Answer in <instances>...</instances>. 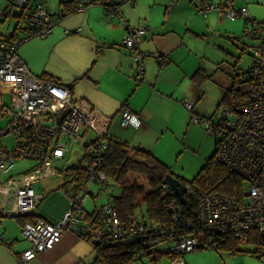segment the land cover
Instances as JSON below:
<instances>
[{
  "label": "built area",
  "instance_id": "built-area-1",
  "mask_svg": "<svg viewBox=\"0 0 264 264\" xmlns=\"http://www.w3.org/2000/svg\"><path fill=\"white\" fill-rule=\"evenodd\" d=\"M116 1V4L103 6L108 17L118 12L120 2L130 0ZM190 1L196 6L197 13L203 16L206 10L212 9L218 11L219 17L230 21L248 18L245 8L233 9L232 0H219L216 5L206 0ZM42 3L43 0H10L9 11L0 10L4 19H17L18 24L25 22L22 37L0 41V119L9 120L7 126L0 130V216L28 219L21 234L30 246L19 255L20 263L29 262L38 253L50 250L66 233L97 241L101 249L138 243L144 250H150L165 245L169 264H184L182 257L200 248L217 251L225 236L240 240L247 233L264 235V54L258 46L247 48L251 65L242 78L244 82L240 81L234 87L237 98L230 104L220 103L210 117L192 116V122L201 123L206 134L217 141L215 161L241 180L240 198L218 191L207 194L195 207V221L185 217L180 208L182 205L174 201L169 204L173 219L170 230H164L154 222L135 221L124 226L118 213L104 205L99 211L106 228L103 232L83 223L87 218L83 205L88 195L80 187L71 196L70 209L55 224L35 217L43 199L36 185L41 179L63 173L68 166L65 156L72 149L81 151L79 164L86 172V178L98 183L104 181L100 155L110 140L105 131H98L94 139L87 141V134L94 133L92 129L98 118L96 112L86 102L72 99L66 88L51 81L33 79L17 55L20 45L33 38L43 39L53 29L54 16L43 9ZM82 10L83 7L78 6L74 12ZM62 13L60 11L59 14ZM122 21L125 35L120 45L132 49V56L138 60L137 47L146 29L130 28L125 20ZM250 26V35L253 36L258 24ZM153 57L161 61L157 54ZM5 95L9 98L5 99ZM183 106L188 111L193 108V104L187 101ZM65 111L68 112L63 115ZM119 125L121 128L138 129L141 121L135 113L124 108ZM8 134L14 138L11 149L1 144V138ZM21 159L36 161L38 165L29 173L13 175V166ZM184 186L186 198L191 194V186ZM162 188L164 194L173 192L166 185L162 184ZM8 202H11V208H8ZM198 230L205 232L206 236L201 238ZM5 244L8 245L9 241L5 240ZM144 255L142 251L136 259ZM258 260L264 261V253L258 255ZM95 264L103 262L96 260Z\"/></svg>",
  "mask_w": 264,
  "mask_h": 264
},
{
  "label": "crops",
  "instance_id": "crops-1",
  "mask_svg": "<svg viewBox=\"0 0 264 264\" xmlns=\"http://www.w3.org/2000/svg\"><path fill=\"white\" fill-rule=\"evenodd\" d=\"M50 1L43 0L42 7L45 3L43 9L55 15L50 37L47 36V44L51 47L55 63L45 67L48 71L40 76L52 78V82L70 92L72 99L86 102L96 112L98 118L92 129L94 133L87 134V141L94 139L98 131H105L112 139L151 153L168 167L173 176L184 180L172 170L166 159L173 150H177V139L183 135L198 133L208 141L205 130L203 132L200 128L201 125L190 123L193 125L191 126L187 123L188 117L190 120V115L201 119L212 115L224 94L232 88L234 75L241 76L247 70L241 68L240 57L233 52L238 49H234L229 42V49L220 45L222 38L228 40L232 36L231 31L222 33L219 30L228 19L219 17L218 11L215 10L219 24L213 34V28L216 26L211 25L213 12L209 13L213 10L208 9L205 16L200 15L190 0H143L142 3L139 1L141 6H137L135 11H132L137 5L135 0L124 1L118 4V12L112 17H108L104 12L103 4L113 5L116 0H78L79 5L83 7L82 12H70L64 17L58 16L57 13L63 10L60 3L69 0H52L58 2L59 5L56 6ZM91 1L95 2L90 3ZM9 2L10 0H0V10L9 11ZM121 18L130 28L146 29L137 47L142 55L139 66L132 57L134 51L120 45L125 35ZM12 20L18 24L17 19ZM12 20L0 19V23L9 26ZM15 33L16 29L10 34H0V41L9 37L15 38ZM60 49L67 53L63 54ZM154 54H157L161 61L154 58ZM20 58L32 73L28 60ZM239 79L241 80V77ZM67 83L71 84L70 87H67ZM210 91L213 93L212 100L208 99ZM185 101L193 104L191 111L184 109ZM124 108L138 116L141 121L138 129L120 127L119 119ZM80 158L82 157L79 148L72 149L65 156L68 166L63 173L41 179L36 185L37 190L40 189L43 194V199L37 207L35 217L55 224L70 209L71 196L77 184L70 182L66 171L80 167ZM67 186L73 187L69 195L63 191ZM91 186L92 184L87 188L91 192H88V197H91L93 209L91 212L87 211L86 199L83 211L87 218L83 223L93 227L90 216L100 211L103 205L110 204V196H118L120 189L118 188L117 195L106 193V202L97 204L95 198L99 196V190L93 193ZM54 187L57 189L50 190ZM110 188L113 189L114 186ZM57 190L67 195L68 200L57 193L51 194ZM139 198L140 207L143 201L141 196ZM49 199L61 202V208L53 218L47 219L40 213V206L42 203H48ZM139 214L134 212L136 222L151 223L142 212ZM8 219H15L17 224ZM27 220L24 217L0 216V264H95L99 250L95 245L96 241L85 240L73 233L64 234L50 250L38 253L33 260L20 263L19 255L30 245L24 238L26 245L19 241L16 230H21ZM98 226L106 232L105 226ZM5 240L9 241L8 245ZM152 251L165 253V245H160ZM163 253L156 259L153 254H145L129 264H169V257ZM248 255L250 254L244 250L234 255L228 251L199 250L185 254L182 260L184 264H231L235 259L243 258L256 264H264V261H256ZM142 260L145 263H140Z\"/></svg>",
  "mask_w": 264,
  "mask_h": 264
},
{
  "label": "trees",
  "instance_id": "trees-1",
  "mask_svg": "<svg viewBox=\"0 0 264 264\" xmlns=\"http://www.w3.org/2000/svg\"><path fill=\"white\" fill-rule=\"evenodd\" d=\"M94 2L95 1H91L90 3ZM60 5L63 7V10H61L63 15L74 12V9L80 6L78 0H69L65 3L61 2ZM0 19L4 18L0 16ZM255 22L254 18L248 17L243 19L244 28L246 29L245 26L249 24L255 25ZM17 27H19V24ZM250 36L255 39L258 37L257 32L255 35ZM15 38L9 37L5 40L12 41ZM242 50H245V48ZM247 70L241 76L239 74L234 75L232 88L224 94L220 103L224 102L226 104H230L235 98H237L238 95L234 92V87L240 82V77L241 79L245 77ZM45 80L50 81L48 79ZM216 150L217 141L214 140L213 155L206 161V164L190 182L178 178L184 185L187 184L191 186V194L186 196L187 203L185 206L180 208L184 216L188 217L192 221H195L196 205L209 193L218 191L230 197H241L239 195V189L242 188L241 180L232 175L228 169L224 168L215 161ZM100 158H102L103 161L100 170L105 174L103 182L98 183L89 181L86 178V172L80 167L66 171L70 176V182L75 185L77 184V186H75L76 188L81 187L82 191L87 195L91 193L87 188V186L91 184L100 185V189L103 188L104 185L118 186L120 194L116 197L110 196L111 202L106 205H109L118 213L121 224L124 226L131 222H135L134 212L139 208L138 198L141 196L143 203L146 205L145 217L148 219V222L159 224L164 230L172 229L173 219L172 213L169 211V204L177 201V204L180 205V202L176 199L173 192H169L167 194H164L163 192L164 189L162 188V180L167 174H171L167 166L157 160L151 153L141 149L132 148L126 142L112 139L111 137L105 152L100 155ZM31 170L32 169L26 173H29ZM139 179L144 180L146 187L145 185L138 184L137 181ZM90 220L93 225L92 228L94 229L99 228L98 225L104 226L101 218L99 217V211L91 215ZM198 235L201 238H204L206 233L198 230ZM230 238L232 237H223L224 240L220 241L216 252L228 251L234 255L240 252L238 249L240 243H250L255 245L256 249L253 251L244 250L245 253L255 256L256 259H258L259 254L264 253L263 234L252 232L247 233L240 240ZM152 250L153 249L144 250L143 245L138 243L120 247L111 246L106 249L99 248L97 261H102L103 264H129L131 261L135 260L136 256H138L142 251H144L146 256L153 254L155 257L154 259L162 256L163 252L158 251V253H153ZM199 250L205 249L200 248L196 251ZM165 253L168 256L166 246Z\"/></svg>",
  "mask_w": 264,
  "mask_h": 264
},
{
  "label": "rangeland",
  "instance_id": "rangeland-1",
  "mask_svg": "<svg viewBox=\"0 0 264 264\" xmlns=\"http://www.w3.org/2000/svg\"><path fill=\"white\" fill-rule=\"evenodd\" d=\"M79 1L86 2L87 0H79ZM96 1H99V0H96ZM135 1L137 5H135L132 11L137 10V6L140 5L139 1H141L142 3L143 0H135ZM224 1L225 0H223V2ZM52 2L54 6L59 5L58 2L56 3L55 1L51 0L50 3ZM212 3L216 5L219 3V0H214ZM232 4H233V9L235 10L245 8L248 11V14H249L248 17L254 18L256 21L255 23L258 24V27L259 26L261 27L257 29V36L259 38L254 39V38H249L250 34L252 33V28L250 24L245 26L246 28H248V30L245 31L244 24H243V18L236 19L235 21L226 20L220 26L219 30L222 33L226 31H231L232 33V36L230 37V39L226 40L222 38L220 45L222 47H225L226 49H229L231 45L233 46L234 49L236 50L238 49L237 51L234 50L233 52L236 56L240 57L239 63H241L240 64L241 68L245 70L246 68L248 69L251 65V57L249 53L247 52L248 47L258 46L262 49V53L264 54V0H233ZM143 6H146V5H143ZM43 8H45V3H44ZM146 8L148 10V7ZM211 12H213L212 17H211V25L216 26L219 24L217 12L213 10V11H210L209 13ZM24 23L25 22L22 21L21 24H19V27H17L18 24L16 25L15 20H12V23H10L9 26H6V25H3V23H0V34H3V35L10 34L16 29L15 34L18 35V36L16 35V37L20 38L23 36ZM217 27L218 26L213 28V34L215 30L217 29ZM48 37H50V35ZM48 37L45 39L33 38L29 40L28 42L24 43L23 45H21L17 50L18 51L17 55L19 57L27 59L28 63L31 64L32 73L30 74L32 78L35 80L48 79L52 81L51 80L52 78L50 77L40 76L43 72L48 71L45 67H49L52 65V63H55V61L53 60V52L51 51V47H49V44H47ZM244 47H245V50H242V48ZM60 52H63L64 54L66 51L63 49H60ZM241 68H238V70H240ZM210 93L211 95L208 99L212 100L213 93L211 91ZM4 98L8 99L9 95H5ZM210 116L212 115L205 116L203 118L210 117ZM191 117L192 115H190V120H189V117L187 119L188 124L193 123L191 121ZM8 123H9V120L7 118L0 119V130H3L7 126ZM199 126L204 132V128L201 123H199ZM181 133H179V135H181ZM204 134L207 135L205 132ZM190 135H183L179 137L176 142V145L178 147L177 150L176 151L173 150V152L168 156V158H166L169 161V165L172 167V170L176 172L177 175L183 177L184 180L187 182H190L197 175V173L201 170V168L206 164V161L210 159V157L214 153L213 152L214 139H212L211 137L207 135L208 137V141H207L203 138V136L201 137L200 134L198 133H194ZM89 137L90 136H88V138ZM1 144L2 146L7 147V149H11L14 144L13 136L11 134L5 135L3 138H1ZM177 151L179 152L177 153ZM177 159H178V162H177ZM37 165H38V162L36 161H32L29 159H21L14 164L11 173L13 175H17V174L23 175L26 172H28L30 169L36 167ZM64 179L67 180V178H64ZM137 182H139V184L144 183V180L142 181L141 179H139ZM118 188H119L118 186H114V188L112 189L110 188L109 185H104L103 188L101 189H100V185H92L90 187L93 193H96L98 190H101V191H98L99 196L95 198V201L97 204L106 202V199H107L106 193L114 194V195L119 194ZM56 189L57 188L54 187V188H51L50 190H56ZM72 189L73 187L68 188L67 186L63 188V191L67 192V194L69 195ZM52 193H57L59 196L63 197L66 201L68 200L67 195L62 194L59 190L53 191L51 192V194ZM86 199H87V202H86L87 211L91 212V210L93 209V204L91 203V197H87ZM7 206L8 208H11V202H8ZM40 207H41L40 213L43 216H45L47 219H50V218H53V215L56 213V211L59 208H61V202L57 203L54 201H50L49 199L48 203H42ZM136 211H137V215H140L139 213L142 212L145 216L146 214L145 203H141L140 207ZM8 220L14 223L17 222L15 219H8ZM16 234L19 236V241H21L22 244L26 245L27 243L23 241L21 230L19 228H17ZM238 249L239 251H243V250L253 251L254 249H256V246L250 243H240L238 246ZM248 256H251L256 261L258 260L256 259L255 256H252V255H248ZM140 263H145V261L142 260ZM231 264H256V263H254L253 261H246L243 258H239V259H235Z\"/></svg>",
  "mask_w": 264,
  "mask_h": 264
},
{
  "label": "water",
  "instance_id": "water-1",
  "mask_svg": "<svg viewBox=\"0 0 264 264\" xmlns=\"http://www.w3.org/2000/svg\"><path fill=\"white\" fill-rule=\"evenodd\" d=\"M105 4H103L104 6ZM60 13V12H59ZM58 16L60 17H64V15H60L58 14ZM251 38V36H250ZM259 37H257L256 39H258ZM139 53V51H138ZM140 57L138 60H135V58L133 57L134 61L136 63L140 64V61L142 59V55L139 53ZM71 84H67V87H70ZM68 111H65L63 115H65ZM63 117V116H62ZM61 120V118H60ZM162 184L166 185L170 190L173 191L175 197L178 199V201L180 202V205L185 206L186 205V198H185V192H186V188L184 186V184L175 176L171 175V174H167L163 180H162ZM12 217H18V216H12ZM95 245L98 246V242H95Z\"/></svg>",
  "mask_w": 264,
  "mask_h": 264
},
{
  "label": "bare ground",
  "instance_id": "bare-ground-1",
  "mask_svg": "<svg viewBox=\"0 0 264 264\" xmlns=\"http://www.w3.org/2000/svg\"><path fill=\"white\" fill-rule=\"evenodd\" d=\"M241 82H244V80H243V79H241Z\"/></svg>",
  "mask_w": 264,
  "mask_h": 264
},
{
  "label": "flooded vegetation",
  "instance_id": "flooded-vegetation-1",
  "mask_svg": "<svg viewBox=\"0 0 264 264\" xmlns=\"http://www.w3.org/2000/svg\"><path fill=\"white\" fill-rule=\"evenodd\" d=\"M241 81V80H240Z\"/></svg>",
  "mask_w": 264,
  "mask_h": 264
}]
</instances>
